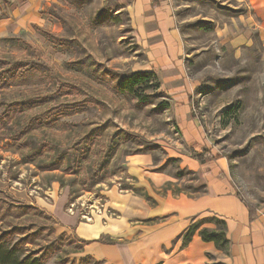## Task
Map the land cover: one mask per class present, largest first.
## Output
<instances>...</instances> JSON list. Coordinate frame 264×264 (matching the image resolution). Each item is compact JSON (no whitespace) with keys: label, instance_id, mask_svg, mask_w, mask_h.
<instances>
[{"label":"rangeland","instance_id":"obj_1","mask_svg":"<svg viewBox=\"0 0 264 264\" xmlns=\"http://www.w3.org/2000/svg\"><path fill=\"white\" fill-rule=\"evenodd\" d=\"M134 3L0 0V190L69 234V250L81 239L57 214L117 223L125 212L112 206V190L153 207L162 196L204 193L188 165L204 147L227 162L235 190L264 215V0H151L177 26L192 113L152 60ZM27 67L24 83L12 76ZM146 70L160 85L142 93L145 101L116 91L122 76ZM193 114L196 128L184 124ZM140 155L165 178L154 192L130 173ZM208 214L195 221L213 226ZM87 255L55 254L47 264H102Z\"/></svg>","mask_w":264,"mask_h":264},{"label":"crops","instance_id":"obj_2","mask_svg":"<svg viewBox=\"0 0 264 264\" xmlns=\"http://www.w3.org/2000/svg\"><path fill=\"white\" fill-rule=\"evenodd\" d=\"M134 10L137 29L143 31L145 42L153 45L150 51L152 60L162 67V77L166 82L174 83V87L179 89L184 112L188 109L192 113L193 99L183 80L185 68L178 57L180 47L174 20L159 5L153 8L151 0H135ZM258 18V14H254L253 21L257 24ZM194 119L196 117L191 115L184 124L195 127ZM197 133L198 141L203 146L207 145V139ZM212 154L214 158L205 162L194 157L188 162L206 187L202 194L162 196L153 207L141 196L112 190V206L125 212L122 220L111 225L99 219L79 221L75 216L59 213L60 227L85 241L84 254L109 264H209L210 261L218 264H264V215L257 212L256 219H250L248 207L235 193L227 162ZM148 161L146 155L132 157L129 170L151 193L154 186L158 187L165 178L150 169ZM207 212L216 213L227 221V235L231 241L228 255L214 242L204 241L199 230L188 245H183L182 232L195 218ZM149 219L154 220L146 221ZM104 236L109 240L104 241Z\"/></svg>","mask_w":264,"mask_h":264},{"label":"trees","instance_id":"obj_3","mask_svg":"<svg viewBox=\"0 0 264 264\" xmlns=\"http://www.w3.org/2000/svg\"><path fill=\"white\" fill-rule=\"evenodd\" d=\"M32 70L33 67H27L20 73H13L12 76L23 77L24 83ZM158 80V75L153 70L131 72L120 78L116 84V91L133 95L145 101L147 97L142 93L147 89L158 87L160 85ZM194 158L205 162L214 158V155L209 148L204 147L201 152L195 151ZM52 167L56 168L57 166ZM235 193L248 207L250 219H256L257 210L240 192L235 191ZM195 219L181 234L183 245H188L199 230L204 241L214 242L218 249L227 253L231 241L227 235L226 219L216 213H210L203 219L212 223L213 226L203 227ZM68 237H70L69 234L65 232L57 234L56 229L47 224L41 211L35 205L24 200L20 201L4 190H0V264H47V261L55 254L62 258L68 254L79 252V250L82 251L83 243H85L83 240L79 242V250H69L63 247L62 240ZM85 259L95 260L91 255H87ZM97 262L104 263L103 260Z\"/></svg>","mask_w":264,"mask_h":264}]
</instances>
